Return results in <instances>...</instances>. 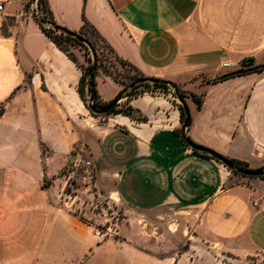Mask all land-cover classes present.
<instances>
[{"label": "crops", "instance_id": "crops-1", "mask_svg": "<svg viewBox=\"0 0 264 264\" xmlns=\"http://www.w3.org/2000/svg\"><path fill=\"white\" fill-rule=\"evenodd\" d=\"M25 1L0 0V237L13 239L0 244L10 253L0 264L32 251L45 259L53 252V264H225L264 256V178L233 174L185 146L174 134L179 106L166 98L129 99L143 121L92 116L78 95L79 69ZM47 5L58 26L79 33L86 21L140 75L188 93L185 137L250 169L264 167V70L217 80L264 65V0ZM94 83L102 103L120 91L103 72ZM83 144L94 161L95 192L126 205L118 229L100 240L60 206L70 203L59 173Z\"/></svg>", "mask_w": 264, "mask_h": 264}, {"label": "rangeland", "instance_id": "rangeland-1", "mask_svg": "<svg viewBox=\"0 0 264 264\" xmlns=\"http://www.w3.org/2000/svg\"><path fill=\"white\" fill-rule=\"evenodd\" d=\"M25 8L33 12L34 17L39 20L44 16V12L41 7L37 6V0H26ZM42 25L45 28H51V24L48 21V18H45L42 22ZM82 38L86 40V43L79 45L75 42L59 40V45L69 54L73 55L76 58L77 68L80 71V75L83 72L86 80L88 78L87 70H94V74L99 75L100 73L107 72L115 77L120 84V91L122 99L127 98L126 101L116 104L115 110H122V112H126L128 105V100L131 98L150 96V97H162L166 98L169 101L175 102L181 107L180 100L176 96L174 88L166 85L163 87H156L150 81H145L143 76L138 74L127 62L119 59L112 51V49L102 40H100L96 34L93 33L89 28H84L82 31ZM95 67V68H94ZM236 71V70H235ZM234 72V71H232ZM230 72V73H232ZM228 74V73H227ZM85 80L81 83V88L83 90V99L85 103H83L87 109V105L91 104L96 108H103L102 105H99L96 101H92L89 98V92L87 90ZM79 85V80H78ZM77 85V88H78ZM78 91V90H77ZM178 91L183 96V102L185 103L186 98L189 97V94L178 89ZM79 95V93H78ZM80 97V96H79ZM114 99V98H113ZM112 99V100H113ZM81 100V98H80ZM82 101V100H81ZM2 108L0 107V111ZM88 110V109H87ZM88 112L96 117V118H105L110 114H93L89 110ZM114 115V114H113ZM123 115V114H122ZM125 116V115H124ZM132 120L143 121L145 117L141 114H137L133 111L131 114ZM182 125V120L179 118V127L174 132L180 133V127ZM82 160H89L92 162V170H93V185L95 180V166L94 161L91 156V152L89 151L86 144L75 146L69 153L67 161L60 171L59 175L66 180V189L62 198L69 201L70 204L62 205L65 210L73 214L74 216H78V218L86 223H89L94 227L96 238L100 240V237L103 236L105 232H114L118 229L119 225L122 223V219L125 216V204L121 203L116 199H109L104 195L96 193V189L94 186L91 189L84 188L85 186L79 182L78 173L73 174L71 171L73 169V163ZM71 175V178L68 180L67 177ZM70 185V186H69ZM68 196L72 197L71 199ZM63 201V199H62ZM49 224H54L53 220L48 221ZM49 227H53L50 225ZM1 228V226H0ZM37 239V238H36ZM13 239L0 237V244H9ZM17 238H14V243ZM31 242H34V238H31ZM37 248V242L36 247ZM10 255L5 252H0V261L1 258ZM14 262L15 264H45L47 260V264H53L54 253L47 252L46 259L40 258L39 253L37 251H32L30 253H18L14 252ZM225 264H261L264 262L263 255L252 256L250 260H243L240 263H233L228 259H224ZM208 264V263H207ZM216 264V263H209Z\"/></svg>", "mask_w": 264, "mask_h": 264}, {"label": "trees", "instance_id": "trees-1", "mask_svg": "<svg viewBox=\"0 0 264 264\" xmlns=\"http://www.w3.org/2000/svg\"><path fill=\"white\" fill-rule=\"evenodd\" d=\"M37 6L38 7H41L42 8V11L44 12V16L37 20V24L39 26V28L42 30V32L54 43V45L60 49L75 65H77V62H76V58L73 56V55H69L60 45H59V40H65V41H71V42H75L79 45H82L84 43H86V40L82 38V31L84 30V28H89L90 30L93 31L94 34H96V32L94 31V29L86 22V21H83V25H82V28L80 30L79 33H76V32H72L70 30H67L63 27H60L58 26L57 24L54 23L53 21V18H52V15H51V12L48 8V5H47V0H37ZM45 18H48V21L50 22L51 24V28H45L43 25H42V22L44 21ZM97 36V35H96ZM98 37V36H97ZM95 68V67H94ZM264 70V65L262 66H255V67H241L239 69H237L236 71L232 72V73H228V74H224L222 76H220L217 80H224V79H227L228 77H232V76H238V75H243V74H247V73H251V72H257V71H262ZM105 74L107 75H110L114 81L118 82L117 79L115 77H113L111 74L107 73L104 71ZM138 73V72H137ZM139 74V73H138ZM87 75H88V78L86 80V77L84 76V73L82 72L80 77H79V85H78V93H79V96L82 100L83 103H85V100L83 99V90L81 88V83L83 82V80L87 81L86 82V85H87V90L89 92V98L90 100H92L93 102L96 101L99 105H102L103 106H106L107 104H109L111 101L117 99L118 97L122 96V93L121 91H119L116 96L114 97L113 100H111L110 102L108 103H102L98 100L97 98V93H96V90H95V83H94V77H95V74H94V70H91L90 72H88L87 70ZM143 79L145 81H150L152 82V84L156 87H165L166 85H169L171 87L174 88V91L176 93V96L178 97V99L180 101L183 102V96L181 95V93L178 91V88L170 81H165V80H161V79H157V78H147V77H143ZM121 99V98H120ZM191 99L194 101V103L196 104V107L199 108L200 105H201V100L194 96V95H191ZM115 107L114 106L109 112L108 114H123L127 117H129L130 119L131 118V114H133V109L130 107V106H127V110L126 112H122V110H115ZM2 113V110L0 111V114ZM92 113V112H91ZM179 118L180 120H184L185 118V114H184V111L182 109V106L179 107ZM190 124V116H188V119H187V122H186V127ZM174 134H176L178 137H180V139L182 140V142L184 143L185 146H188L186 144V140H189L191 141L188 137H185L184 135H182L181 133H177V132H174ZM208 149V148H206ZM210 150V149H208ZM193 152L195 153H199L195 150H192ZM211 152L215 153L217 156H219L220 158H222L224 162H221L220 160H217L216 158H213L207 154H203V153H200L201 155L203 156H206L208 158H211V159H214L215 161L221 163L223 166H225L228 170H230L233 174H236V175H241L243 176V172H256V171H261L264 169V167L262 168H259V169H250L248 168L247 164L242 162V161H239V160H236V159H232V158H228V157H225V156H222L212 150H210ZM259 178H264V171H262V174L257 176Z\"/></svg>", "mask_w": 264, "mask_h": 264}, {"label": "water", "instance_id": "water-1", "mask_svg": "<svg viewBox=\"0 0 264 264\" xmlns=\"http://www.w3.org/2000/svg\"><path fill=\"white\" fill-rule=\"evenodd\" d=\"M91 71V69H89V72ZM121 97H118L117 99L111 101L109 104H107L105 107L103 108H96L94 107L93 105L91 104H88L87 105V109L92 112L93 114H96V115H99V114H108V112L114 107L116 106L117 102L120 100ZM180 104L182 106V109L184 111V114H185V118L182 122V125H181V132H182V135H184V128L186 127V122H187V119H188V116H189V112H188V108L186 106V104L182 101H180ZM186 144L188 145V147L192 150H195L197 152H200V153H203V154H207L213 158H216L217 160H220L221 162H224L225 161L220 158L219 156H217L215 153L211 152L210 150L206 149L205 147L203 146H200L198 144H195L194 142L192 141H189V140H186ZM89 146L90 148L94 151V154L95 156L98 155V150L95 146V143L90 141L89 142ZM262 171H256V172H243V176H248V177H257L259 175L262 174Z\"/></svg>", "mask_w": 264, "mask_h": 264}, {"label": "built area", "instance_id": "built-area-1", "mask_svg": "<svg viewBox=\"0 0 264 264\" xmlns=\"http://www.w3.org/2000/svg\"><path fill=\"white\" fill-rule=\"evenodd\" d=\"M2 10L3 6L0 4V20L2 18ZM221 66L223 68H234L235 64L231 62L222 63ZM73 174H78L79 182L84 185V188L91 189L93 186V170H92V162L89 160H80L78 162L73 163V169L71 171ZM71 175L67 177L69 180ZM72 179V178H71ZM70 186V185H69Z\"/></svg>", "mask_w": 264, "mask_h": 264}]
</instances>
